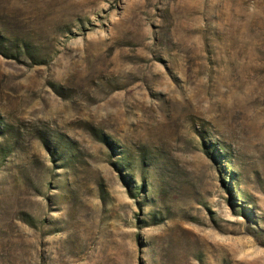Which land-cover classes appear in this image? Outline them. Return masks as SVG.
<instances>
[{
  "label": "rangeland",
  "instance_id": "374dc122",
  "mask_svg": "<svg viewBox=\"0 0 264 264\" xmlns=\"http://www.w3.org/2000/svg\"><path fill=\"white\" fill-rule=\"evenodd\" d=\"M0 264H264V0H0Z\"/></svg>",
  "mask_w": 264,
  "mask_h": 264
}]
</instances>
